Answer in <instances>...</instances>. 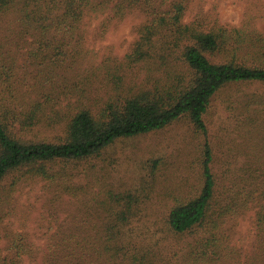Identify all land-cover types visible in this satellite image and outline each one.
Segmentation results:
<instances>
[{
	"label": "trees",
	"instance_id": "1",
	"mask_svg": "<svg viewBox=\"0 0 264 264\" xmlns=\"http://www.w3.org/2000/svg\"><path fill=\"white\" fill-rule=\"evenodd\" d=\"M86 1L0 0V14H10L0 33V93L9 88L18 72L10 37L17 31L24 35L35 29L33 37L39 41L35 55L55 56V61L60 56V62H64L66 52L61 41L67 37L60 31L64 26L73 28ZM118 3L120 9L142 6L152 12L138 26L137 39L123 60L110 64L105 71L108 89L104 95L92 101L90 93L98 82L96 71L59 75L55 79V71L49 70L40 97L26 100L25 95L18 97L10 91V103H2L0 98V184L9 174L25 167L34 175H49L47 162L100 155L121 140L183 120L199 138L196 180L183 192L172 194L164 231L183 240L188 248L183 252V264L215 261L222 245L219 230L227 218L257 204L256 222L264 229V156L256 154L264 152V94L254 93L250 102L238 106L245 114L240 123L242 137L250 135L248 155L256 154L245 161L250 170L248 180L241 174L231 177L230 169L218 171L206 121L212 101L221 91L239 83L264 84V39L235 27L185 22L184 0ZM67 97L70 105L62 109L61 102ZM44 117L65 121L63 134L37 140L15 133L17 123L30 127ZM160 162L163 158L147 162L153 177ZM138 180L141 185L129 179L115 189L105 190L95 206L100 209L96 227L92 228L90 222L86 232L63 231L58 239L53 236L47 254L49 262L156 264V252L143 245L145 239L137 230L147 198L142 195L144 187L150 186H144L145 174ZM16 247V256L20 257L24 251Z\"/></svg>",
	"mask_w": 264,
	"mask_h": 264
},
{
	"label": "rangeland",
	"instance_id": "2",
	"mask_svg": "<svg viewBox=\"0 0 264 264\" xmlns=\"http://www.w3.org/2000/svg\"><path fill=\"white\" fill-rule=\"evenodd\" d=\"M118 2L87 0L84 3L79 21L72 29L64 26L60 31L66 32L67 37L61 41L66 52L64 62H60V56L55 61V56L35 55L39 50V41L33 37L35 29H30L31 33L25 31L24 35L21 31L15 32L10 37V50L15 55L18 72L9 88L0 93L1 102L10 103V91L18 97L25 95L26 100L30 96L40 97L44 76L49 70L55 71V79L59 75L96 71L98 82L90 93L92 101L104 95L108 89L103 77L105 71L110 64L123 60L137 39L138 26L152 12L151 8L142 6L120 9ZM184 2L185 22L235 27L264 39V0ZM9 15L0 14V33L8 24ZM254 93L264 94V84H233L218 93L206 115L218 171L230 169L231 177L241 174L244 180L249 179L250 173L246 159L255 158L256 154L264 156L262 150L248 155L250 135L242 137L240 125L245 114L238 106L244 101L250 102ZM67 105H70L68 97L62 100V109ZM64 126L63 120L46 118L30 127L17 123L14 130L27 139H53L63 134ZM198 143L199 138L191 127L181 120L163 129L121 140L115 148L100 155L47 162L49 175H34L28 167L12 172L0 184V264H51L47 254L53 236L58 239L63 231L86 232L90 222L92 228L96 227L100 209L95 206L105 190L115 189L129 179L141 185L138 178L142 174L147 177L144 186L150 184L144 187L142 195L147 198L137 224L145 239L143 245L156 252V264H183V252L188 248L185 249L183 240L168 236L163 223L172 194L183 192L195 183ZM154 158H163V162L155 168L153 177L147 162ZM257 209V204H251L243 213L227 218L219 230L222 245L216 260L195 264H264V229L257 225ZM16 245L24 251L20 257L16 256Z\"/></svg>",
	"mask_w": 264,
	"mask_h": 264
}]
</instances>
